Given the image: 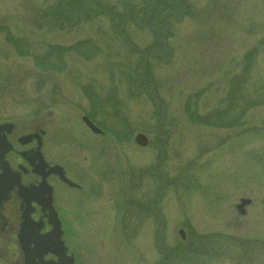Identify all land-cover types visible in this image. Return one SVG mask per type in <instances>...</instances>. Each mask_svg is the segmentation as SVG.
I'll list each match as a JSON object with an SVG mask.
<instances>
[{"label": "rangeland", "instance_id": "obj_1", "mask_svg": "<svg viewBox=\"0 0 264 264\" xmlns=\"http://www.w3.org/2000/svg\"><path fill=\"white\" fill-rule=\"evenodd\" d=\"M170 2L0 0V122L82 186L76 264H264V0Z\"/></svg>", "mask_w": 264, "mask_h": 264}, {"label": "flooded vegetation", "instance_id": "obj_2", "mask_svg": "<svg viewBox=\"0 0 264 264\" xmlns=\"http://www.w3.org/2000/svg\"><path fill=\"white\" fill-rule=\"evenodd\" d=\"M163 2L171 4L170 0ZM78 9L75 8L74 13ZM7 123L10 126H5ZM56 165L63 167L66 177L72 180L64 166L53 160L51 148L47 149L45 144L43 131L36 128L25 132L15 123L0 122V264H31L32 258L36 264H60L58 256L53 252H47L39 258L38 255L34 256V244L28 245L26 251L21 242L24 225L32 226V230L37 229L40 236L53 231L47 205L57 213L63 232L61 239L68 248L66 253L74 258L76 264L75 254L66 244L63 228L65 220L58 202L69 200V189L77 191L82 186H71L62 181L58 174L49 173L50 168ZM148 209L160 218L155 247L159 254L165 255L170 248L165 246L163 215L155 210L153 201ZM166 262L162 259L156 264ZM63 263L66 264L65 261Z\"/></svg>", "mask_w": 264, "mask_h": 264}, {"label": "water", "instance_id": "obj_3", "mask_svg": "<svg viewBox=\"0 0 264 264\" xmlns=\"http://www.w3.org/2000/svg\"><path fill=\"white\" fill-rule=\"evenodd\" d=\"M83 122L86 123V125L96 134H103V131L98 128L93 122L88 118V117H83ZM8 126V125H7ZM135 141L137 144L141 146H145L148 143V139L145 135L143 134H138L135 137ZM49 173H54L58 174L59 177L61 178L62 181L68 183L71 186H76L79 187V185L73 183L71 180H69L66 176L65 173L60 166H54L50 168ZM244 203H247V201H244ZM50 211V221L53 224V231L48 233L47 235H42L40 236L38 234V230H32V226L29 225H24L23 229L25 231L22 232V238L21 242L23 244V249L28 250L27 246L30 244H34L35 248L33 249L34 251V256L38 255L39 258H42L44 254L47 252H53L60 258V264H64L63 262L65 261L66 264H74V258L73 257H66L65 256V251L66 248L64 246V243L62 241V230H61V223L57 218L56 211L53 207L47 205ZM29 216L26 213V219H28ZM182 236L184 235L183 230L179 232ZM32 262L31 264H36L35 259H31Z\"/></svg>", "mask_w": 264, "mask_h": 264}, {"label": "trees", "instance_id": "obj_4", "mask_svg": "<svg viewBox=\"0 0 264 264\" xmlns=\"http://www.w3.org/2000/svg\"><path fill=\"white\" fill-rule=\"evenodd\" d=\"M209 116H211V115L209 114ZM207 118H208V116H207ZM221 118H223V117L221 116ZM212 119H215V117H213ZM223 119H224V118H223ZM215 120H216V119H215ZM215 120H213L212 123H215V122H216ZM209 122H210V120L208 119L206 123H209Z\"/></svg>", "mask_w": 264, "mask_h": 264}, {"label": "bare ground", "instance_id": "obj_5", "mask_svg": "<svg viewBox=\"0 0 264 264\" xmlns=\"http://www.w3.org/2000/svg\"><path fill=\"white\" fill-rule=\"evenodd\" d=\"M63 243H64V242H63ZM64 246H65V244H64ZM65 248H66V251H65V256H66V257H70V256H68V255H67V253H66V252H67V250H68V248H67L66 246H65ZM58 258H59V257H58ZM59 261H61V260H60V258H59Z\"/></svg>", "mask_w": 264, "mask_h": 264}]
</instances>
